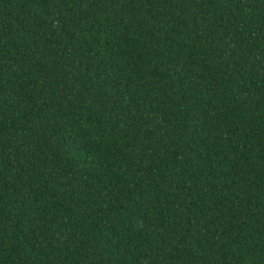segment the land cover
<instances>
[{
  "label": "trees",
  "instance_id": "16d2710c",
  "mask_svg": "<svg viewBox=\"0 0 264 264\" xmlns=\"http://www.w3.org/2000/svg\"><path fill=\"white\" fill-rule=\"evenodd\" d=\"M0 264H264V0H0Z\"/></svg>",
  "mask_w": 264,
  "mask_h": 264
}]
</instances>
